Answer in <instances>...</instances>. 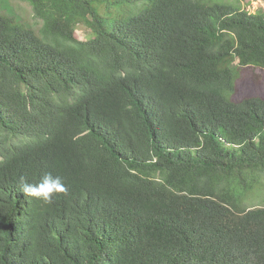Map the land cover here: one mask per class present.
<instances>
[{
    "label": "trees",
    "instance_id": "16d2710c",
    "mask_svg": "<svg viewBox=\"0 0 264 264\" xmlns=\"http://www.w3.org/2000/svg\"><path fill=\"white\" fill-rule=\"evenodd\" d=\"M18 1L39 25L0 5V264H264V98L234 97L264 12ZM49 173L65 193L22 194Z\"/></svg>",
    "mask_w": 264,
    "mask_h": 264
},
{
    "label": "rangeland",
    "instance_id": "374dc122",
    "mask_svg": "<svg viewBox=\"0 0 264 264\" xmlns=\"http://www.w3.org/2000/svg\"><path fill=\"white\" fill-rule=\"evenodd\" d=\"M242 9L249 13L264 12V0H231ZM2 12L9 16L25 22L27 25L38 27L39 22L34 19L31 7L18 0H0ZM76 38L85 40L86 33L84 30L76 31ZM262 78V79H258ZM235 92V101L242 100L250 96H259L264 98V73H256L252 70H243L241 79L237 82ZM257 206H264V198L254 201Z\"/></svg>",
    "mask_w": 264,
    "mask_h": 264
},
{
    "label": "clouds",
    "instance_id": "9594fccd",
    "mask_svg": "<svg viewBox=\"0 0 264 264\" xmlns=\"http://www.w3.org/2000/svg\"><path fill=\"white\" fill-rule=\"evenodd\" d=\"M21 192L25 196H33L50 204L56 193L66 192V187L59 177H53L49 173L38 184H29L21 177Z\"/></svg>",
    "mask_w": 264,
    "mask_h": 264
}]
</instances>
